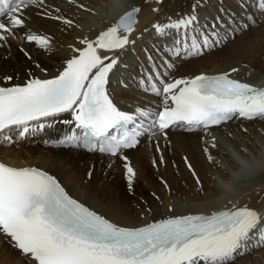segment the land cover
Wrapping results in <instances>:
<instances>
[{
	"label": "snow or ice",
	"instance_id": "1",
	"mask_svg": "<svg viewBox=\"0 0 264 264\" xmlns=\"http://www.w3.org/2000/svg\"><path fill=\"white\" fill-rule=\"evenodd\" d=\"M66 2L91 11L77 0ZM241 3L243 6V0ZM199 6L200 0H195L190 13L153 25L159 37L171 38L170 54L198 56L223 41L224 34L215 24L211 32L199 28ZM259 6L264 10V0H259ZM29 7L66 28L78 27L47 0H0V47L15 38L50 50L49 37L27 29ZM140 11L138 6L126 11L94 38H76L79 47L69 46L72 55L51 78L30 74L25 83L14 85L11 76L5 77L0 84V144L10 145L43 132L63 114L71 119L60 122L71 125L72 130L52 141L54 145L83 147L112 156L137 147L144 136L159 133L167 139L168 131L174 128L207 132L235 117L264 118V87L232 78L239 69L168 79L150 55L155 71L150 70L140 85L160 98L158 109L120 110L108 91L109 77L119 63L114 53L134 43L129 37ZM22 28L25 35L21 37L17 32ZM211 147H216L214 137ZM204 151L213 162L209 149ZM122 158L131 186L136 172L127 157ZM240 163L244 171L251 170L246 162ZM196 182L202 187L199 177ZM222 183L225 191L232 190L231 182ZM0 233L31 264H235L238 257L264 248V213L233 205L208 215H175L140 227H125L74 199L54 175L36 167L0 162Z\"/></svg>",
	"mask_w": 264,
	"mask_h": 264
},
{
	"label": "bare ground",
	"instance_id": "2",
	"mask_svg": "<svg viewBox=\"0 0 264 264\" xmlns=\"http://www.w3.org/2000/svg\"><path fill=\"white\" fill-rule=\"evenodd\" d=\"M194 2L77 0L91 9L83 11L66 0H47L74 19L78 27L72 29L29 7L27 29L49 37L51 48L42 50L34 43L9 38L7 46L0 47V84L8 76L14 85L25 83L30 74L51 78L72 55L69 46L79 47L76 38H94L124 12L141 6L139 22L129 37L134 43L114 54L119 57V63L110 88L114 103L122 110L129 111L140 104L148 106L153 98L142 93L137 83L133 85L132 77L144 70L143 65L150 64L149 55L156 65L163 64L159 53L170 40L159 37L153 25L190 13ZM196 13L201 29L206 32L221 19L225 26H218L224 39L205 49L202 55L169 58L173 70L167 78L216 75L236 68L239 71L233 77L264 83V10L259 0H243V6L241 0H200ZM17 35L24 36L25 29H19ZM67 117L57 118L52 128H46L34 139L0 144V159L16 166H34L54 175L74 198L120 226L140 227L175 215H208L233 205L264 213V119H239L207 132L174 128L168 131L167 139L155 135L122 155L105 156L50 145L70 130L71 126L60 123V119ZM213 137L215 148L211 147ZM205 148L215 158L213 162L207 159ZM123 156L136 172L131 186ZM240 161L250 165L251 170L244 171ZM223 181L231 182V191H225ZM0 264L31 262L0 233ZM235 264H264V248L238 257Z\"/></svg>",
	"mask_w": 264,
	"mask_h": 264
},
{
	"label": "rangeland",
	"instance_id": "3",
	"mask_svg": "<svg viewBox=\"0 0 264 264\" xmlns=\"http://www.w3.org/2000/svg\"><path fill=\"white\" fill-rule=\"evenodd\" d=\"M230 31H232V30L230 29Z\"/></svg>",
	"mask_w": 264,
	"mask_h": 264
}]
</instances>
